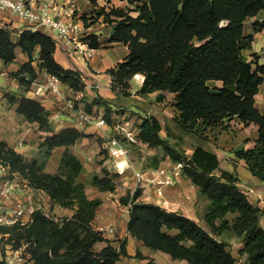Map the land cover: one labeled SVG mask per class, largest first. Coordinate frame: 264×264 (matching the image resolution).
Returning <instances> with one entry per match:
<instances>
[{"label": "trees", "instance_id": "trees-1", "mask_svg": "<svg viewBox=\"0 0 264 264\" xmlns=\"http://www.w3.org/2000/svg\"><path fill=\"white\" fill-rule=\"evenodd\" d=\"M128 1L137 2L136 17L119 9L109 13L102 10L98 16L114 29L108 42L124 44L130 51L124 62L107 71L112 90L121 97H132L131 81L142 75L144 82L137 96L156 94L158 102L166 99V93L174 96L173 107L178 115L172 121L181 132L194 136L196 146L192 155L186 156L172 145L168 132L164 139V128L153 116L142 119L140 141L163 150L174 163H183L185 177L211 202L205 217L208 226L218 235L229 231L245 237L239 251L241 256H247L244 264H264V229L260 225L264 210L239 188L236 175L221 169L218 156L205 149L209 134L234 118L244 125L258 126L254 147L235 155L246 162L253 177L264 182V110L260 112L256 106L264 84V64L256 54L252 61L243 54L252 50L254 42L252 35H245V24L264 11V0ZM254 28L255 32L262 31L264 22H255ZM14 36V31L0 29V60L5 65L14 64L17 49L27 56V62L12 74L22 87L30 89L39 73L45 71L59 77L74 92L84 91L81 72L66 69L56 61L57 47L50 36L31 30L16 36V41ZM84 41L93 49L101 47L94 35ZM212 81L221 82L222 88H210ZM10 101L18 114L37 123L48 134L40 144L44 162H27L6 142H0V159L13 173L28 179L33 188L45 192L54 204L78 210L73 217L58 222L38 211L29 227L0 231L12 232L16 239L14 248L28 245L33 264H117L129 257L127 241L118 248L108 244L99 252L95 250L98 243L106 241L93 227L102 201L87 198L86 187L79 181L83 171L80 160L66 151L59 172H45L46 162L56 148H69L94 136L74 128L54 134L49 112L40 102L26 96L11 97ZM121 103L119 100L115 108L123 109ZM94 106L104 108L112 124L114 107L101 97L86 108L90 112ZM155 160L157 168L160 161ZM102 173V177H94L92 185L103 193H114L119 176L106 168ZM141 194L142 190L137 189L134 195L129 192L120 200L125 206L131 203L127 228L133 238L153 251L188 264H237L226 242L190 218L139 202ZM227 216L234 218L230 221ZM137 257L142 258L140 254Z\"/></svg>", "mask_w": 264, "mask_h": 264}, {"label": "crops", "instance_id": "crops-1", "mask_svg": "<svg viewBox=\"0 0 264 264\" xmlns=\"http://www.w3.org/2000/svg\"><path fill=\"white\" fill-rule=\"evenodd\" d=\"M73 1H75V3L80 6V8L82 9V13L83 11H89L87 10L88 7L90 6L91 8L93 6L92 4L95 3H97L99 6L106 7V10H108V7L115 6L116 9L122 7L121 5H118V0ZM122 9L123 8H120V10ZM134 9L135 11L130 12V16L136 17L138 13L136 12L135 7ZM123 11H126V9H123ZM255 22H264V11H261L257 15V17L248 19L245 24V35H252L254 37V42L252 50L244 51L243 54L248 61H252L253 55L256 54L260 58V63L264 64V29L260 32H255ZM11 27L13 30L19 31L23 28V24L21 22H13ZM85 29L87 30L88 34L95 35L98 38L99 42L101 43V47L100 49L96 50V52L93 54V57L87 62L80 59H72L64 51L57 49L55 54L56 61L66 69L81 72L83 82L85 83V89L83 92H74L67 85H63V89L67 92L69 97L77 100V104L80 106L87 107L88 105H91L98 97L105 99L110 104L116 105L119 102L120 98L119 95H117L112 90L111 77L107 75V71L115 68L119 63L124 62L130 51L124 44H111L108 42L113 34L114 29L107 23L102 22V25H100L98 29H95V27L92 25L89 28ZM27 60V56L22 53V61L20 62V64L26 63ZM19 68V62L17 65H5L0 60V142H6L18 154H21L27 162H32L36 159V156L40 152V144L48 134L45 131L41 130L40 126L37 123H30L23 115L18 114L16 112V105L11 103L10 101L11 97L20 99L23 96H26L30 99L40 102L49 112L51 130L54 134H59L63 130L69 128H74L86 134L93 135V138H101L103 137V133L108 136L109 134H113L112 129L103 132L98 130L94 126H89L86 128L79 127L76 123V120L72 118L65 110H63V105L57 98L53 97L51 94L44 98L37 97L34 93V84H32V86L28 90L22 87L19 81L12 76V74L17 72ZM10 77L12 78V80L9 79L8 81V78ZM136 79H139L140 81L142 80V83L138 86V89L140 90L144 82V77L142 75H137L133 80ZM45 80V73L40 72L39 77L35 82H43ZM209 86L210 88H222L223 85L221 82L212 81L209 82ZM165 96L174 98L173 95L168 93H166ZM156 97L157 95L153 94L142 99L149 101V104L152 105L155 110H160L161 108L163 109L164 106H167L166 103L164 104L166 100H164L163 102H157ZM256 100V106L259 109V101L264 104V90H260V93L257 96ZM171 104L173 105V103ZM57 110H63V117L61 120L52 121L50 117L52 116L53 112H56ZM170 110L171 114L170 116H168V120H172L175 116L178 115V112L174 107H172V109L170 108ZM168 111L169 109L165 113H167ZM151 116L157 118L164 128V124L167 121L166 119L162 120V117L157 116V114L155 113L151 114ZM116 117L119 116L116 115ZM146 117L147 116H143V118ZM228 122L230 123V126L233 128V130L240 131L239 134H236L235 141L233 143L229 142L230 139H232V133L224 130L223 128H219L210 133V136H213L214 133H216L217 139H219L217 144H222L223 142L225 145L228 144L229 148L218 149L215 144L210 142V137V141L207 143V145H205V149L218 156L222 170L232 174L236 172L240 174L241 170H248V168L245 161L236 157L235 152L243 149H252V147L255 145V142H245V139L248 138L247 133L252 128L255 127L256 131L258 132V126L254 124H250L248 126L244 125L236 118ZM161 136L163 138H166L162 135V133ZM93 138L81 139L74 146H71L69 148H56L53 151L52 156L46 162L45 172L52 175L57 174L56 171L59 170L61 166V160L64 153L66 151H69L74 156H76L83 165V171L79 176V180L84 184V181H82V177L86 171L85 161L87 159V154L86 151L82 148ZM26 143H29L32 146L31 151L21 150ZM218 146L221 147L222 145ZM231 146H234V149H232ZM97 153L98 152H96V154ZM56 159L58 163L55 164L56 167L53 170L50 164L53 162V160L56 161ZM168 161L169 162H166L160 167L167 166L170 163H173L170 158ZM96 176L102 177L100 175H93L88 181L92 188L91 193H93V195L89 194L87 186L84 184L86 187L85 193L89 200L102 201L101 207L97 210L96 218L93 222V227L97 231L101 227H107L112 223L118 227L117 233L115 235L104 236L103 238L106 241L98 243L95 246V250L97 252L101 251L108 244H111L112 246L118 248L121 242L127 241V252L129 254V257H123L117 264H188L186 261L173 260L172 257L166 253L153 251L146 247L142 241L133 238L129 234L127 228L129 215L125 213L122 207L118 209L116 208V206H110L107 202L108 198L117 192V189L114 193H103L99 191L98 188H95L92 185L94 177ZM128 187L130 192L136 187L135 176L133 177V182L128 183ZM149 190L152 191L151 189H146V192ZM142 192H145L144 188L142 189ZM164 192L165 195L161 199L156 198V196L153 194L152 204L160 206L168 212L179 213L187 218H190L209 232V230L207 229L205 217L210 211L211 202L201 194L200 189L196 187L190 179L185 177L183 172L179 173L176 176L175 185L172 187H165ZM43 201L46 211H49V209L52 207H54V209L60 208L64 212L66 211L69 214L68 218L73 217L78 210L77 207L75 209H70L63 208L59 205L54 204L48 195H45ZM227 219L229 220V216H227ZM219 223L220 222H217V225ZM239 238L243 240V237ZM221 241L223 240L221 239ZM239 245L241 247L240 249H242L244 246V242ZM138 254H140L142 258L137 257ZM233 256L235 257L234 254ZM243 258H247V256H243Z\"/></svg>", "mask_w": 264, "mask_h": 264}, {"label": "built area", "instance_id": "built-area-1", "mask_svg": "<svg viewBox=\"0 0 264 264\" xmlns=\"http://www.w3.org/2000/svg\"><path fill=\"white\" fill-rule=\"evenodd\" d=\"M15 21L23 24L21 30L12 29L11 25ZM85 28L89 27L83 21L82 9L73 0H0V29L14 31L17 36L25 30L46 34L55 41L58 50L64 51L72 59L87 62L93 57L96 49L84 41L86 37L91 36ZM36 64L37 62L34 63ZM44 73L45 81L33 83L35 95L44 98L51 94L57 98L63 105V110L76 120L79 127L94 126L103 132L112 129L108 150L110 156L116 160V171L123 175L129 165L121 168V164L128 163L129 150L121 145L118 138L125 136L130 142L138 143L128 130L129 123L125 118L116 117L112 124H109L105 112L98 106H94L89 112L85 106L78 105L77 100L68 96L59 77L45 71ZM63 110L53 112L51 120H61ZM183 170L184 164L170 163L146 172H136V187L132 189L131 195H134L137 189L144 188L145 192H142L138 201L152 204L153 194L158 199L163 198L164 188L174 186L176 176ZM146 189L152 191L146 192ZM45 195V192L33 188L28 179L19 173H13L10 166L0 159V229L29 227L38 211L58 222L61 218L51 216L42 204ZM246 195L252 196L253 191L250 190ZM123 208L125 213L130 215L131 203ZM117 230L118 227L112 224L101 227L98 232L104 237L115 235ZM3 240L4 237L0 235V264L34 263L28 245L14 248L13 245H5Z\"/></svg>", "mask_w": 264, "mask_h": 264}, {"label": "rangeland", "instance_id": "rangeland-1", "mask_svg": "<svg viewBox=\"0 0 264 264\" xmlns=\"http://www.w3.org/2000/svg\"><path fill=\"white\" fill-rule=\"evenodd\" d=\"M117 3H118V5L122 6L120 8L126 9V11H128V12H126V11L125 12L128 14H130V12L135 11L134 7L135 8L137 7V2H130L128 0H118ZM92 5L93 6L91 8H90V6L88 7L87 10H89V11H83L82 18H83V21H85V20L87 21L86 23H87L88 27H90L92 25L95 27V29H98L100 27V25H102V22L106 23L104 20V17L98 18L99 14L102 12V10L109 13L113 9H116V7L115 6L114 7H108V10H106V7L99 6L97 3L92 4ZM120 8H118V9L120 10ZM15 22H17V21H15ZM107 24H109V23H107ZM109 25L111 26V24H109ZM16 36L17 35L15 34V36H14L15 41H16ZM16 54H17V60L15 61L14 64L17 65L19 62V66H21L22 65V64H20V62L22 61L21 50L17 49ZM9 79L12 80L11 77L8 78V81H9ZM141 83H142V80L140 81L139 79L131 81L132 97H127V98L121 97L119 93L114 91L117 95H119V98H120L119 100L122 101L121 104H124L123 109L118 110L115 108L116 105L111 104V106L114 107L113 115H112V121L116 118V115L119 116L121 119H122V117H125L126 122L129 123L128 130H129L130 134L135 139H137V141H138V143H132L125 136H121L118 138L121 145L125 149L129 150V154H128V158H127L128 163L121 164V168L129 165V168L127 169V171L123 175H120L115 169V165H116L115 161L116 160L110 156V152L108 150V143L110 142L112 135L109 134V136H108V135H105L103 133V137L93 138L92 140L87 142L84 145V147L82 148L83 150L86 151V154H87V159L85 161L86 171L82 177V181H84V184L87 186V190H88L90 195H93V193H91L92 188H91L90 184L88 183V181L91 179V177L93 175L103 176L102 170L104 168H106L107 170H109L111 172L112 175H118L119 176L118 180H116V183L118 186L117 192L114 195L110 196L107 200V202L110 206H114V207L116 206V208H118V209L121 207H122V209H124L123 208L124 205L121 203L120 200L122 197H125L128 194V192H130L129 187H128V183L133 182V177L135 176L136 172H144V171H147L148 169L149 170L150 169H157L161 165H164L166 162H169L168 161L169 157L166 156V154L164 153L163 150H158L155 148L153 149L144 143H140L138 129H139V125L142 122L143 116L150 117L151 114L155 113V114H157V116L162 117V120L166 119L167 121L164 124V130L162 132V135L167 138V132H168V134H170L171 144L176 145L177 149L180 152L186 154V156L192 155V153L194 151V147L196 146V140L194 139V136L181 132L177 128L175 123L172 121L173 119L168 120L169 119L168 116H170V114H171L170 108L172 109V107H173V105L171 104V103H173V99H172L173 97H170V96L166 97V99H165L166 102H164V104L166 103L167 106H164L163 109L161 108L160 110L159 109L155 110L152 107V105L149 104V101L142 99V98H144L143 96H137V93L140 91L138 89V86ZM111 87H112V81H111ZM260 90L261 91L264 90V84L261 86ZM95 100H97V99H95ZM171 105H172V107H171ZM168 109H169V111L167 113H165ZM101 110H103L105 112L104 109H101ZM259 110L260 111L264 110V104H262L261 101H259ZM223 128H224V130L232 133V139H230L229 142L233 143L235 141L236 134H239L240 131L233 130V128L230 126L229 122H227ZM210 135L211 134H209V141H210V137H211L210 142L215 144L218 149H222V148L228 149L229 148L228 144L225 145L223 142H222V144H217L219 139H217L216 133H214L213 136H210ZM247 137L248 138L245 139V142H253V143L255 142L256 138L258 137V132L256 131L255 127L248 131ZM166 138H164V139H166ZM218 145H222V146L220 147ZM231 147H232V149H234V146H231ZM21 150L31 151L32 146L29 143H26ZM102 151H104V153H101ZM96 152H98V153L96 154ZM155 158H157V160L160 161V164L157 168H155V165H156ZM35 160H38L40 162H44L43 151L39 152V154L36 156ZM117 161L121 162L122 159H117ZM56 163H58L57 159H56V161L53 160V162L50 164V166L53 170L56 167V165H55ZM173 164H180V163L179 162H177V163L173 162ZM58 172H59V170L56 171V173H58ZM233 174L238 177L239 188L244 193L249 194L250 190L253 191V195L249 196L250 201L253 204L259 206L262 210H264V182H261L257 178L253 177L248 170H241L240 174H238L237 172L233 173ZM239 175H240V177H239ZM121 177H123V178H121ZM241 183H242V185H241ZM258 198H260V199H258ZM42 204L44 205V201L42 202ZM47 212H49L51 214V216H53L54 218H68L69 217V214L66 211L64 212L60 208L54 209V207H52ZM233 218L234 217L230 216L229 220L232 221ZM260 225L264 229V218L263 217L260 220ZM207 229L217 239H219V240L222 239L223 241H225L228 244L229 251H231L237 259V264H244L247 262V258H243V256H241L239 254V251L241 250L240 249L241 247L239 244L244 242L245 237H243V240H242L239 237H237L236 235H234L232 232H229V231L224 232L221 235L215 234V232H213V230L208 226V224H207ZM0 235L4 237L3 242L5 245H14L15 244L16 239H15L14 235H12V232L7 233V234H3L0 231Z\"/></svg>", "mask_w": 264, "mask_h": 264}]
</instances>
